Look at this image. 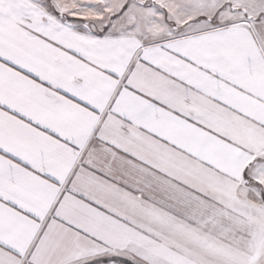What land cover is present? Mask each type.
Listing matches in <instances>:
<instances>
[{
	"label": "snow or ice",
	"instance_id": "6c2138e0",
	"mask_svg": "<svg viewBox=\"0 0 264 264\" xmlns=\"http://www.w3.org/2000/svg\"><path fill=\"white\" fill-rule=\"evenodd\" d=\"M0 264H264V0H0Z\"/></svg>",
	"mask_w": 264,
	"mask_h": 264
}]
</instances>
